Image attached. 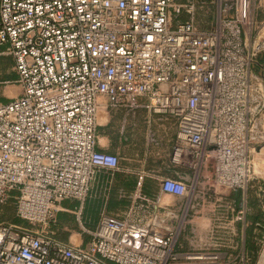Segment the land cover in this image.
Instances as JSON below:
<instances>
[{
    "label": "built area",
    "instance_id": "2783aa9c",
    "mask_svg": "<svg viewBox=\"0 0 264 264\" xmlns=\"http://www.w3.org/2000/svg\"><path fill=\"white\" fill-rule=\"evenodd\" d=\"M206 7L215 9V25L202 30L195 14ZM250 7L0 0V54L13 59L8 84L21 89L0 104V204L15 200L18 218L36 227L0 223V264H248L227 238L232 224L248 226L251 210L245 197L236 210L223 192L245 195L264 111V81L253 72L264 37L249 48ZM103 98L126 113L175 119L172 160L193 173L162 179L156 197L134 192L122 213L86 231L87 244L65 243L45 232L57 206L83 205L97 169H119L116 157L97 150Z\"/></svg>",
    "mask_w": 264,
    "mask_h": 264
},
{
    "label": "rangeland",
    "instance_id": "374dc122",
    "mask_svg": "<svg viewBox=\"0 0 264 264\" xmlns=\"http://www.w3.org/2000/svg\"><path fill=\"white\" fill-rule=\"evenodd\" d=\"M215 9L206 7L203 10H198L195 14V25L202 30L210 29L215 25ZM189 15L184 14L181 19L189 20ZM244 32L249 48H252L259 43L264 37V0H251V7L247 22L244 24ZM261 33V34H260ZM253 72L260 76L264 81V52L257 55L254 59ZM8 80L9 82L14 81ZM1 86H18L16 83L5 84ZM101 105H107V110L117 111L108 105L106 99H101ZM102 107L98 111V134L100 133L101 124L105 113ZM119 111V110H118ZM126 113V112H125ZM127 114V113H126ZM128 119V117H125ZM127 128L124 138L120 139L121 134L119 128L113 126L110 132L118 133V140L108 143L111 152H101L117 158L118 167L122 160L132 159L131 165L127 166L132 170H141V158L146 152L148 133L150 128L147 118L142 120L135 119ZM254 139L252 140V178L249 183L245 195L247 205L251 207V214L264 215V111L259 116V121L254 129ZM99 141V139H98ZM122 158V160L120 159ZM128 162V160H127ZM114 171L110 169H97L96 174L91 182L90 191L86 202L82 205L75 200L63 202L57 206L58 212H55L54 217L45 227V232L53 236L57 240L74 245L87 244L91 236L86 232H93L97 229L101 218L105 214L117 215L123 212L128 207V202L133 191L117 192L114 189ZM120 197V199H118ZM122 202V206H119ZM0 223H9L26 229H35L32 224L20 220L17 216V208L15 200H10L7 204H0ZM254 236L255 252L251 254L248 264H264V235L259 237V231L252 229ZM257 240V241H256Z\"/></svg>",
    "mask_w": 264,
    "mask_h": 264
},
{
    "label": "crops",
    "instance_id": "0c3cea01",
    "mask_svg": "<svg viewBox=\"0 0 264 264\" xmlns=\"http://www.w3.org/2000/svg\"><path fill=\"white\" fill-rule=\"evenodd\" d=\"M15 77L14 73V61L11 57L0 54V104L8 103L10 100L16 98L20 94L19 86H1L7 84L10 79ZM102 110L104 109L105 117L103 118V124L100 125L103 129H100L99 141L97 144V150L99 152H111L108 143L118 140V133H111L110 128L115 126L119 128L121 134L120 139L124 138L127 133V128L133 123V117L135 119L142 120L147 118L149 123V132L146 152L141 158L142 169L132 170L127 166L131 165L132 159L122 160L119 169L114 171V189L117 192H136L142 190V192L149 197H156L161 188V180L164 178L182 179L183 177H190L193 170L190 166L177 165L173 162L172 156L175 144L176 135V120L169 117H163L159 115H150L146 111H138L135 113H125L123 110L113 111L107 110V105H101ZM125 117H128L126 119ZM151 136L154 137L155 142H151ZM140 177H143L142 179ZM132 193V194H133ZM223 196L226 203L233 205L236 210L242 208V196L239 192H223ZM120 199V197L118 198ZM164 202L172 203L179 201L177 198L172 196H164ZM129 203V202H128ZM119 206H122V202H119ZM248 209L252 210L248 205ZM122 213V212H121ZM207 215L212 219L215 216V212L212 213L211 209L208 210ZM234 215V214H233ZM256 215L249 213L248 226L245 227L242 223H235L231 225L230 233L228 234L227 240L228 245L235 251L236 248L240 247L248 258H251L253 251L250 245V234L249 230L251 227L254 231H259V237L264 235V215L262 220H253ZM260 226H257V224ZM255 240V239H253ZM257 241V240H256ZM256 245V243H255ZM231 252V251H229Z\"/></svg>",
    "mask_w": 264,
    "mask_h": 264
},
{
    "label": "trees",
    "instance_id": "16d2710c",
    "mask_svg": "<svg viewBox=\"0 0 264 264\" xmlns=\"http://www.w3.org/2000/svg\"><path fill=\"white\" fill-rule=\"evenodd\" d=\"M262 216H263V214H258V215H256V216L253 218V220H256V219H257V220H262ZM253 227H254V226H253ZM253 227H251L250 230H249V234L251 235V236H250V237H251V238H250L251 240H250L249 243H250V245H251V250H252L253 252H255V249H257V248H255V246H254V244H255V243H254L255 241L253 240V239H254V236L252 235V232H251L252 229H253Z\"/></svg>",
    "mask_w": 264,
    "mask_h": 264
},
{
    "label": "bare ground",
    "instance_id": "6f19581e",
    "mask_svg": "<svg viewBox=\"0 0 264 264\" xmlns=\"http://www.w3.org/2000/svg\"><path fill=\"white\" fill-rule=\"evenodd\" d=\"M261 34V33H260Z\"/></svg>",
    "mask_w": 264,
    "mask_h": 264
}]
</instances>
